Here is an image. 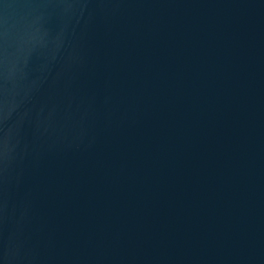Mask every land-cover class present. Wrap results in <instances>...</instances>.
Segmentation results:
<instances>
[{
	"label": "water",
	"instance_id": "water-1",
	"mask_svg": "<svg viewBox=\"0 0 264 264\" xmlns=\"http://www.w3.org/2000/svg\"><path fill=\"white\" fill-rule=\"evenodd\" d=\"M0 264H264V0H0Z\"/></svg>",
	"mask_w": 264,
	"mask_h": 264
}]
</instances>
